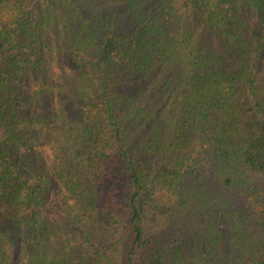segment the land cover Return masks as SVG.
Segmentation results:
<instances>
[{"label":"trees","instance_id":"1","mask_svg":"<svg viewBox=\"0 0 264 264\" xmlns=\"http://www.w3.org/2000/svg\"><path fill=\"white\" fill-rule=\"evenodd\" d=\"M0 264H264V0H0Z\"/></svg>","mask_w":264,"mask_h":264}]
</instances>
